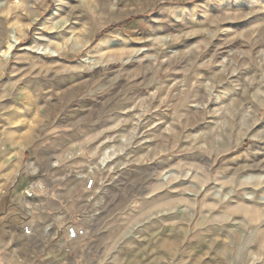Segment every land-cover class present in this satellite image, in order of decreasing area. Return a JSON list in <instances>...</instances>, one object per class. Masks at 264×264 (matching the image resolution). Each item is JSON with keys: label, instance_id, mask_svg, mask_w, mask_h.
<instances>
[{"label": "rangeland", "instance_id": "374dc122", "mask_svg": "<svg viewBox=\"0 0 264 264\" xmlns=\"http://www.w3.org/2000/svg\"><path fill=\"white\" fill-rule=\"evenodd\" d=\"M4 135L62 264H264V0H0Z\"/></svg>", "mask_w": 264, "mask_h": 264}, {"label": "crops", "instance_id": "0c3cea01", "mask_svg": "<svg viewBox=\"0 0 264 264\" xmlns=\"http://www.w3.org/2000/svg\"><path fill=\"white\" fill-rule=\"evenodd\" d=\"M7 136L24 145L11 135L0 139V264H62L65 256L61 255L57 212L41 206L40 217L33 220L25 217L30 211L23 194L28 171L22 172L16 162L23 149L15 153L12 161L3 151L1 141ZM25 226L31 229L29 236L23 233ZM67 259L68 264H76L75 259Z\"/></svg>", "mask_w": 264, "mask_h": 264}, {"label": "built area", "instance_id": "2783aa9c", "mask_svg": "<svg viewBox=\"0 0 264 264\" xmlns=\"http://www.w3.org/2000/svg\"><path fill=\"white\" fill-rule=\"evenodd\" d=\"M91 185V183L89 184V186ZM24 196L27 199H32L34 197V191L32 187L26 188L23 191ZM23 233L25 236H29L31 234V229L28 226H25L23 228ZM84 235V231L81 229L76 228L75 226H68L65 229V240L63 242V244H61L63 250L65 251V253H69L70 251V247L69 245H71L74 241H76L77 239H79L80 237H82Z\"/></svg>", "mask_w": 264, "mask_h": 264}, {"label": "bare ground", "instance_id": "6f19581e", "mask_svg": "<svg viewBox=\"0 0 264 264\" xmlns=\"http://www.w3.org/2000/svg\"><path fill=\"white\" fill-rule=\"evenodd\" d=\"M105 157V156H104ZM105 160V159H104ZM90 180H89V178L87 179V181H86V184H85V188H87V185H88V182H89ZM91 183V185L89 186V187H91L92 186V184H93V182L91 181L90 182Z\"/></svg>", "mask_w": 264, "mask_h": 264}]
</instances>
